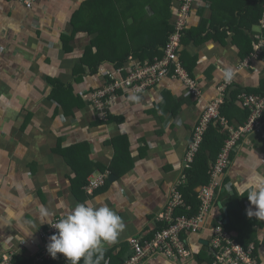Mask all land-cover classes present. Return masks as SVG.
<instances>
[{
	"label": "crops",
	"instance_id": "crops-1",
	"mask_svg": "<svg viewBox=\"0 0 264 264\" xmlns=\"http://www.w3.org/2000/svg\"><path fill=\"white\" fill-rule=\"evenodd\" d=\"M33 1L27 8L18 0H0V255L14 251L19 263L30 261L50 240L41 234L49 225L41 223L42 208L52 214L51 222L75 204L91 202L107 204L122 218L125 228L118 242L105 246L108 264H119L131 252L129 237H149L163 223L158 215L183 181L182 157L191 130L224 81L220 70L236 69L226 98L263 82L264 57L252 55L247 65L241 63V49L246 44L254 48L258 41L252 34L261 31L252 27L247 34L242 29L240 37L232 38L229 26H200L217 5L221 19L233 20L231 11L242 12L243 4L196 0L183 45L201 96H187L182 81L165 77L141 95L120 92L107 119L100 120L80 91L103 86L106 74L119 76V49L124 54L148 40L159 42L164 27L159 24L168 12L172 16L174 1L168 6L165 0ZM143 5L149 12L146 20L140 15ZM110 42L113 47L107 48ZM236 99L235 106L241 107ZM119 156L117 168L110 170ZM87 164L94 166L89 175L107 167L108 177H115L87 194L83 185L77 187L80 180H74L77 171L83 172L77 170L79 165ZM257 176H264V116L260 126L237 143L224 176L232 190L220 189L210 214L212 222L222 218L244 246L253 243L258 264H264V218L244 214L255 206L240 196ZM230 191L234 194L229 196ZM226 197L223 205L235 199L241 205L234 211V227L227 226L233 209L226 220L218 206ZM186 240L191 258L177 262L157 255L143 264H211L206 226Z\"/></svg>",
	"mask_w": 264,
	"mask_h": 264
},
{
	"label": "built area",
	"instance_id": "built-area-1",
	"mask_svg": "<svg viewBox=\"0 0 264 264\" xmlns=\"http://www.w3.org/2000/svg\"><path fill=\"white\" fill-rule=\"evenodd\" d=\"M27 8L33 4V0H18ZM196 0H177L178 8L173 12L174 17L170 20L173 32L161 47V56L152 59L137 60L129 56L128 73L124 77L115 78L107 86L95 89L91 92V101L95 110L101 118L106 119L108 106L117 98L120 91H128L132 94H141L160 82L165 77H173L182 81L195 95L200 94L197 82L189 76L188 71L179 60V48L183 31L188 26V18L191 8ZM264 16V13H263ZM264 20V18H263ZM262 20V21H263ZM245 60L242 65H246ZM122 68L118 69V72ZM225 82L217 87L218 95L214 100L207 102L198 122L193 129L190 143L185 150L183 165L189 167L198 151L202 140V134L210 122L218 121L226 129V138L211 167L209 180L197 189L199 205L197 212L193 215H176L174 209L183 207L185 201L178 188H173L166 202L165 210L160 212L158 218L165 226L155 229L149 237L131 236L127 239L131 247L130 255L119 264H143L146 258L162 255L170 260L184 261L191 258V250L186 237L196 233L206 226L208 231V247L211 251V264H258L254 255V245L249 243L243 245L231 229H227L222 218L210 221V214L215 206L218 190L222 186V177L228 166L231 153L235 150L238 140L244 135L250 134L261 124V116L264 112V95L249 93L242 90L237 98L240 104L249 109L250 115L242 125L233 126L220 115L219 107L223 102ZM109 170L96 171L88 175L83 190L92 194L98 187L102 186L108 177ZM190 208V206H187ZM61 217H56L50 223H56ZM57 232L52 225L41 234L51 237ZM15 252L2 253L0 264H21L14 258ZM61 257L63 254L58 253ZM56 257V258H57ZM53 259L47 248L40 249L31 257L29 264H47ZM61 264H68L66 261Z\"/></svg>",
	"mask_w": 264,
	"mask_h": 264
},
{
	"label": "trees",
	"instance_id": "trees-1",
	"mask_svg": "<svg viewBox=\"0 0 264 264\" xmlns=\"http://www.w3.org/2000/svg\"><path fill=\"white\" fill-rule=\"evenodd\" d=\"M169 1L170 0H165V3H167V6H168ZM203 1L205 2L206 0H203ZM212 1L216 2L215 0H212ZM162 2H160V4H162ZM233 2H240V4H243L242 12L238 10L239 11L238 13V11L235 9L231 11V17L233 18V20H225L223 18L221 19V17L218 15V10H217L218 5H217L216 9L214 10L210 18H207V19L202 18L200 26H221V28H223L224 26H229V29L232 32V38L240 37L243 33L242 29L249 31V32H245L247 34L252 33V27L257 26L259 29H262V30H260L261 33L258 34L257 38H254V34H252L254 41L257 42L259 39L264 40V34H263L264 33V20H263L264 0H233ZM245 2L248 3L247 6L244 5ZM170 17H171L170 13L168 12L166 16L165 17L163 16L161 19V24L159 25L164 26V27H163V36L159 40V42L148 40L146 44L141 43L139 46H137V48H133L132 51L130 50L131 47L128 48L127 50H125L124 54H122L123 51H121L120 49L117 51V56H115L116 57L115 65L116 67H120V68L124 67V70L120 72L122 77L126 76V74L128 73V70H127L128 60L127 59L130 54L140 60L144 59L145 57H147L148 59H152L154 56H158V57L161 56L162 52L160 51V48L165 44L168 36L173 32V25L170 23ZM138 26H141L140 22H138ZM146 26H150L149 19L147 20ZM217 32H219V29H217ZM187 34H188V28L183 31V34L181 37V42L183 43L179 48V52H180L179 60L182 62L186 70L189 72V75L193 77L192 67H191L193 65V62L191 65L189 61L187 60L188 54L183 45L187 41L186 40V38L188 37ZM255 46H256V43L254 44V48L252 45L248 46L246 44L244 49H241L242 56H244L242 57V59L248 56L251 52H254ZM258 57L260 58L264 57V45ZM106 76L108 77L106 79L107 83L113 81L111 77H109L108 75ZM169 77L173 78L171 76ZM242 90H245L249 93L264 95V80L259 86V88H255V89L254 88H243V89L241 88L238 92L232 91L228 95L229 98L225 97V101L220 107V112L222 115L226 116V118H228L231 121V124H233L232 122H234V120H237L238 121L237 124H233L235 126L242 124L246 120L250 112L249 109L247 110L244 107L243 108L238 107V106H235L234 104L236 95ZM262 120H263V117H262ZM225 137H226V134L222 131V129L220 128L218 124H215V125L209 124L204 134L203 141L200 145V148L198 152L195 154L193 161L191 162L189 167L185 168L182 163V170H183L184 177L179 187V191L183 196L185 204H187L188 206L190 205V208L186 210V205L184 207H178L175 211L176 213L186 214L190 216L197 212L198 205H199V200L196 197L197 189L201 185L208 182L211 167L215 162V159L217 157L218 152L220 151V148L222 146V143ZM118 158L119 159L118 161H116V164L115 162L112 164V169L110 168V165L108 166L110 170L114 171L117 168V165H118L117 162H119L120 156ZM106 168L107 167L105 168L100 167V170L104 171V169ZM77 170H80V172L83 171L82 174L79 173V171H77L78 174H76V176L74 177L75 182H78V180H80L77 183L78 184L77 187H79L80 185H84L86 183V179L89 173L94 171V166H92L91 164H87V165H84V167H80L79 165ZM162 226H165V225L161 223L156 228H154V230L159 229ZM227 226L229 227V225ZM149 236H151V234ZM106 257L107 256H105V258ZM56 259H59V261L50 260L47 264H61L64 261L67 262V259L65 257H61L60 255H58ZM16 261H18V259H16ZM21 264H29V261H23ZM81 264H83L82 261H81ZM101 264L103 263L101 262Z\"/></svg>",
	"mask_w": 264,
	"mask_h": 264
},
{
	"label": "clouds",
	"instance_id": "clouds-1",
	"mask_svg": "<svg viewBox=\"0 0 264 264\" xmlns=\"http://www.w3.org/2000/svg\"><path fill=\"white\" fill-rule=\"evenodd\" d=\"M172 18H170V20ZM188 26L185 28V30L188 28ZM260 30H262V29H260ZM256 34H259V33H256ZM254 36L258 37L257 35H254ZM181 45H182V42H181ZM263 45H264V40L259 39L257 42L256 48L254 49V52H251L248 56H246L244 58V61L246 60L247 63H249V61H250L249 57L252 55L255 57H258L259 53L261 52V50L263 48ZM160 51H161V48H160ZM131 56H133V55H131ZM179 57H180V52H179ZM135 59H137V58H135ZM137 60H140V59H137ZM142 60H145V59H142ZM244 61H242L241 63H243ZM128 62H129V60L127 61V66L129 65ZM121 68H122V70H124V67H121ZM120 72H118L119 76H113L112 74H106V75L111 77L114 81L115 78L121 77ZM235 76H236V69H234L230 66L225 67V68L220 70V77L224 80L223 82H225L228 85H230V83L233 81ZM190 77L192 79H194V76L193 77L190 76ZM112 82L107 83V81H106L103 86L86 89L85 92H92L95 89L103 88ZM223 82L218 84V86L223 84ZM197 85H198V83H197ZM226 86H225L224 98H223L222 104L224 103L225 97H226L225 96L226 92H227ZM217 87H216V95L214 96V98L208 100L207 102L214 100L217 97V95H218ZM186 88H187V92H186L187 96H190V95H192L194 97H200L201 96L202 89L200 86H198V88L200 89L199 95L193 94L191 91H189L187 86H186ZM120 92H122V91H120ZM129 94H132V93L129 92ZM141 94H143V93H141ZM141 94H133V95H141ZM237 95H236V98H237ZM236 100H237L238 104L243 108V106L240 104V101L238 100V98ZM207 102H205L204 106L202 107L200 114L202 113ZM112 104L110 106H112ZM222 104H220V107ZM110 106H108V109L110 108ZM220 107H219V113L221 116H223L220 112ZM245 109H247V108H245ZM200 114H199V116H200ZM98 115H99V113H98ZM108 115L109 114H107V117H108ZM249 115H250V112H249L246 120L248 119ZM199 116L195 122V125L193 126V128L191 130L189 142H188L187 146L185 147V150L187 149V147L190 143L192 132H193L194 127L196 126V123L198 122ZM263 116H264V112L261 116V121H262ZM246 120L242 124H244L246 122ZM227 122H228V124L233 125L228 120H227ZM209 124H214V125L218 124L220 126V128L222 129V131L226 134V129L223 128L219 124L218 121L210 122ZM209 124H208V126H209ZM242 124H239V125H242ZM208 126L206 127V129L204 130V132L202 134V140L199 144V148H200V145L203 141V137H204V134H205ZM233 126H235V125H233ZM247 135H244L243 137H246ZM239 140H238V142H239ZM222 145H223V143H222ZM199 148H198V150H199ZM232 153L230 155V158L232 156ZM183 158H184V156L182 157V162H184ZM229 162H230V159H229ZM228 166H229V163H228ZM228 166H227V168H228ZM227 168L225 169V173H226ZM224 176L225 175H223V177H222V186L220 187V189L223 187L225 190L226 189L232 190V189H230V187H231L230 182H224ZM220 189L218 190V193L220 192ZM245 195L247 196L250 204L255 206L254 210L252 208H249L247 210V214L249 216L264 218V176H257V178L254 181H252L248 185L244 186L240 191V196H245ZM60 206L64 207L63 204H61ZM51 215L52 214L49 211H47L46 209H43V208L41 209V223L46 222V223L52 225L55 229H57V232L54 233L50 237L49 243L47 244V251L53 259H55L57 257V254L60 253V254H63V256L67 259L68 264H81V261L83 262V264H101V261H103L104 264H108L107 260H105V252H106L105 246L106 245L110 246V245H114L115 243H117L118 238L120 237L122 231L125 228V225L122 221L121 216L118 215L113 208L109 207L107 204L96 205V204L91 203V202L77 203L74 206L70 207L67 214L64 216H61V218L54 224L50 223Z\"/></svg>",
	"mask_w": 264,
	"mask_h": 264
},
{
	"label": "rangeland",
	"instance_id": "rangeland-1",
	"mask_svg": "<svg viewBox=\"0 0 264 264\" xmlns=\"http://www.w3.org/2000/svg\"><path fill=\"white\" fill-rule=\"evenodd\" d=\"M150 2V4H152L153 2H158V3H160L161 2V0H138V2H139V4H142V3H145V2ZM175 3L173 4L174 6H172V16L170 17V18H172V17H174V15H173V12H175L176 10H177V8H178V4L176 3L177 2V0H173ZM145 13H148V15H149V12H146V10H145V7H144V5H143V8L141 9V11H140V15H141V17H142V19L143 20H146L147 19V16H145L144 14ZM161 24V23H160ZM254 29H257V30H259V28L257 27V26H254ZM108 47H113V44H112V42H110L109 43V46H107V48ZM80 93H81V95L82 96H85V98L90 102V104H91V106L94 108V106H93V104H92V101H91V92H85V90L84 91H80ZM95 109V108H94ZM98 119H100V120H106V119H103V118H101V116L100 115H98ZM235 210H232V211H230L229 213H233ZM235 224H237V216L235 217V212H234V214L232 215V220H231V223H230V225L231 226H229V227H234V225ZM238 239H241V238H238Z\"/></svg>",
	"mask_w": 264,
	"mask_h": 264
},
{
	"label": "water",
	"instance_id": "water-1",
	"mask_svg": "<svg viewBox=\"0 0 264 264\" xmlns=\"http://www.w3.org/2000/svg\"><path fill=\"white\" fill-rule=\"evenodd\" d=\"M115 176L113 174H110V176L108 177V181H111L112 178H114ZM224 190V188H223ZM234 194V191H230L229 193V196L230 195H233ZM229 199V197H226V198H223L222 200L218 201V206L222 209L223 213H224V216L226 218V220H228V215H227V211L230 210V209H233V210H240L241 209V205L239 203L238 200H232L230 201L229 203H227L226 205H223V203L225 201H227ZM243 213L244 214H247V210H243Z\"/></svg>",
	"mask_w": 264,
	"mask_h": 264
}]
</instances>
